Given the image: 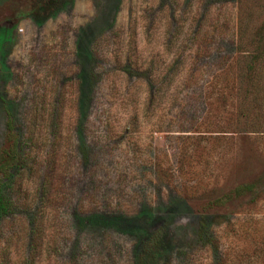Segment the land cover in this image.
Segmentation results:
<instances>
[{"label":"rangeland","instance_id":"374dc122","mask_svg":"<svg viewBox=\"0 0 264 264\" xmlns=\"http://www.w3.org/2000/svg\"><path fill=\"white\" fill-rule=\"evenodd\" d=\"M13 142L0 264H264V0H0Z\"/></svg>","mask_w":264,"mask_h":264},{"label":"trees","instance_id":"16d2710c","mask_svg":"<svg viewBox=\"0 0 264 264\" xmlns=\"http://www.w3.org/2000/svg\"><path fill=\"white\" fill-rule=\"evenodd\" d=\"M5 126H6V128H7V131H9V133L11 132V130H12V127H11V122L8 120L7 122H6V124H5ZM9 161H10V164L8 165V166H0V217L2 216V215H4V213L6 214V210L8 209V203L7 202H9L8 201V199H7V197L5 196V194H4V192H3V190L1 189V183H2V180L4 179V178H6L7 180H8V178H7V175L9 174L8 173V171L10 170V169H12V167H14L15 165H17V162H18V160H17V158H16V150H15V145H14V142H13V147H12V150H11V155H10V159H9ZM17 161V162H16ZM14 163H15V165H14ZM153 239H154V241H155V243H157V244H160V241H161V239H160V237H158V236H154L153 237ZM154 242H152V246L155 248V246H154V244H155ZM147 246V245H146ZM159 247V246H158ZM161 247V249L163 248L162 246H160ZM147 248H149L148 246H147ZM153 248V249H154ZM151 249V248H150ZM165 249V248H164ZM163 249V250H164ZM151 253H153V251L151 252ZM155 253H157V252H155ZM5 256H6V252H3V255H2V257H1V255H0V260H4V258H5ZM143 260V259H142ZM141 260V262L144 264V263H150L151 262V260L150 261H147V260H145V261H142Z\"/></svg>","mask_w":264,"mask_h":264}]
</instances>
